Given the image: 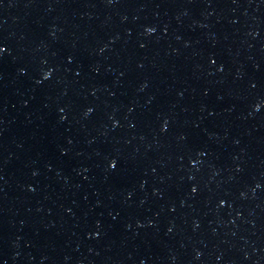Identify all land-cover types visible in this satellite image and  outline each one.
Segmentation results:
<instances>
[{
	"label": "water",
	"instance_id": "1",
	"mask_svg": "<svg viewBox=\"0 0 264 264\" xmlns=\"http://www.w3.org/2000/svg\"><path fill=\"white\" fill-rule=\"evenodd\" d=\"M264 0H0V264H125Z\"/></svg>",
	"mask_w": 264,
	"mask_h": 264
}]
</instances>
